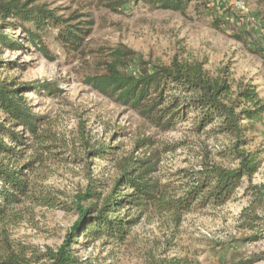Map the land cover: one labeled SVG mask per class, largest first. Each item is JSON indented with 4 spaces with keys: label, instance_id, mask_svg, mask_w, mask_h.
I'll return each instance as SVG.
<instances>
[{
    "label": "rangeland",
    "instance_id": "374dc122",
    "mask_svg": "<svg viewBox=\"0 0 264 264\" xmlns=\"http://www.w3.org/2000/svg\"><path fill=\"white\" fill-rule=\"evenodd\" d=\"M10 1L0 0V25L23 48L0 51V61L15 62L9 69L0 68V81L30 85L22 96L42 123L39 138L29 137L30 148L15 163L18 168L30 164L24 170L30 192L0 216V264H43L42 257L34 256L57 250L77 221L75 211L43 205L44 198L70 203L92 184L107 194L124 159L150 152H133L138 139L155 140L162 184L190 182L204 159L237 168L225 154L233 139L212 131L197 133L189 122L161 133L135 110L85 83L87 76L104 70L113 50L126 48L138 59L161 65L174 58L204 62L212 75L227 67L236 82L257 85L264 99V58L253 51L256 44L264 46V32L226 20L214 27L225 15L243 16L234 0L223 6L222 0H195L185 15L154 9L147 0H130L121 11L110 10L102 0H17L28 2V8L42 6L64 20L73 18L65 24L89 30L80 35L82 47L73 51L59 41L60 31L49 27L43 42L50 57L25 40L19 25H8L14 24L4 13ZM241 1L250 16L261 12L257 0ZM257 18L263 23L262 16ZM5 120L0 112V123ZM248 140L244 149L260 156L259 169L225 205L182 213L150 208L125 241L79 237L72 246L75 256L87 264H264V200L255 191L264 186V125ZM101 145L111 154L91 153ZM253 216L260 219L250 227Z\"/></svg>",
    "mask_w": 264,
    "mask_h": 264
},
{
    "label": "trees",
    "instance_id": "16d2710c",
    "mask_svg": "<svg viewBox=\"0 0 264 264\" xmlns=\"http://www.w3.org/2000/svg\"><path fill=\"white\" fill-rule=\"evenodd\" d=\"M194 1L147 0L154 9L170 10L181 15L186 14ZM102 2L112 11H121L130 0ZM257 5L261 12L254 15L262 16L264 23V0H257ZM28 6V2L11 0L4 13L14 22L8 25L11 28L19 25L25 40L35 45L45 57L50 56L43 41L51 26L60 31L59 41L64 47L73 51L82 47L83 38L80 35L88 34V29L66 25L73 18L64 20L56 17L42 6ZM7 23L3 22L4 25ZM223 23L225 19L216 20L214 27L218 29ZM1 26L0 51L4 48H23L22 42ZM239 39L244 41L243 36ZM253 51L264 58L262 44H256ZM14 64L0 61V68L9 69ZM204 66V62L179 61L177 58L168 65H161L138 59L134 52L126 48H118L109 54L104 70L87 76L85 83L117 105L135 110L145 122L161 133L189 122L197 133L212 131L233 139L234 145L225 154L238 163L237 168L212 165L204 159L201 169L192 176L190 182L162 184L158 178L161 157L155 149V140L138 139L133 152H150L144 153L142 157L132 153L124 159L120 174L107 194L92 184L70 203L44 198L43 205L75 211L77 221L57 250L49 249L43 255L34 257H42L43 264H87L80 261L72 250L79 237H107L123 242L150 208L159 207L182 213L209 205L223 206L241 188L244 179L258 171L260 156L244 149L249 144L250 135L258 133L260 126L264 125V99L260 96L258 86L250 82H236L227 67L217 75H212ZM29 86L0 81V112L6 116L5 122L0 123V216L10 206L19 204L30 192L24 171L30 168V164L21 168L15 164L30 148L29 137L36 139L40 136L42 117L34 113L22 96V91L30 89ZM46 87V90H52L51 86ZM17 148L20 150L17 151ZM107 148L102 145L91 148V153L96 156L111 154ZM110 148L115 150L117 147ZM255 191L256 196L264 200V186L256 187ZM257 218L251 217L248 226H256L254 222ZM261 220L264 224V217ZM6 264L17 262L8 260Z\"/></svg>",
    "mask_w": 264,
    "mask_h": 264
},
{
    "label": "built area",
    "instance_id": "2783aa9c",
    "mask_svg": "<svg viewBox=\"0 0 264 264\" xmlns=\"http://www.w3.org/2000/svg\"><path fill=\"white\" fill-rule=\"evenodd\" d=\"M227 1L228 0H222V6ZM234 5L242 13L243 16H239V17L234 18V17L228 16V15H225L226 16L225 20L227 22L234 23L237 27H240V28H247L250 30L252 29L255 31L259 30L261 32H264L258 18L255 15L250 16L247 13V9L244 7V3L241 0H234ZM221 15L224 16V14H221Z\"/></svg>",
    "mask_w": 264,
    "mask_h": 264
}]
</instances>
